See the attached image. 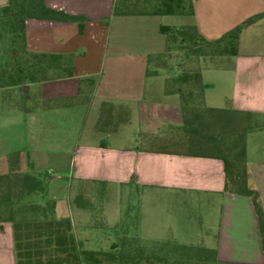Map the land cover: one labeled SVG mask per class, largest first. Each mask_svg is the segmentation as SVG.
<instances>
[{"label":"crops","instance_id":"crops-1","mask_svg":"<svg viewBox=\"0 0 264 264\" xmlns=\"http://www.w3.org/2000/svg\"><path fill=\"white\" fill-rule=\"evenodd\" d=\"M43 1L84 19L23 20L25 50L56 57L44 66L48 79L0 87V158L18 155L20 167L29 170L68 168L77 184L134 186L174 194L182 201L198 197L204 208L203 236L191 246L214 249L218 262L263 264L250 199L225 192L222 161L193 153L187 143L172 80L181 71L179 55L166 54L160 26L193 24L211 41L246 22L235 55L199 58L198 66L206 85L205 107L237 118L250 113L251 128L244 136L247 172L264 205V0H190L191 14L141 9L167 0H120L118 14L113 13L115 0ZM7 3L0 0V8ZM170 15L179 20L163 22ZM101 134L111 140H101ZM150 215L147 221L138 212L131 235L139 238L142 224L155 227L153 217L162 214L152 210ZM176 215L181 220L184 212ZM167 221L177 225L179 220ZM70 222L83 248L91 236L76 234ZM0 264H14L10 222H0Z\"/></svg>","mask_w":264,"mask_h":264},{"label":"trees","instance_id":"trees-1","mask_svg":"<svg viewBox=\"0 0 264 264\" xmlns=\"http://www.w3.org/2000/svg\"><path fill=\"white\" fill-rule=\"evenodd\" d=\"M150 4L155 6V13L191 14L190 0ZM121 10L120 0H115L113 13L118 14ZM25 18L78 23L84 19L49 8L43 0H8L7 5L0 8V36L8 35L4 39V51L9 54L0 66V87L41 81L50 76L44 66L56 55L25 50L22 27ZM245 23L232 27L211 41L203 39L193 24L161 25L160 31L165 35L166 54L175 52L181 64L186 58L235 55L238 33ZM65 74L69 75L70 72ZM172 80L180 96L181 129L190 149L202 156L219 158L223 163V190L250 199L257 218L264 264V205L250 182L245 157L244 136L251 128L248 122L250 113H242L243 116L237 118L226 110L205 107L202 93L206 85L200 80L199 66L195 69L182 68ZM3 187L14 190L9 201L0 202V213H5L3 217L0 215V222L8 221L11 224L14 264H235L218 262L215 250L205 247L174 241H150L145 245L134 235L128 236L125 230L119 231L122 235L118 237V243L111 244L108 250L83 249L72 233L70 219L67 216H53L52 200L40 204L29 199L34 194H45L46 175L2 172L0 196ZM169 244L173 245V257L162 254ZM146 247L155 251L146 252Z\"/></svg>","mask_w":264,"mask_h":264},{"label":"rangeland","instance_id":"rangeland-1","mask_svg":"<svg viewBox=\"0 0 264 264\" xmlns=\"http://www.w3.org/2000/svg\"><path fill=\"white\" fill-rule=\"evenodd\" d=\"M159 5V4H158ZM155 6L148 3L143 5L142 10L150 11ZM179 20V16L170 15L163 17V22L175 24ZM1 63L5 60L4 55V39H0ZM176 53L173 52V55ZM199 58H186L181 62V69L198 68ZM217 59V58H216ZM217 62V60H214ZM172 57L171 63H174ZM172 70V69H171ZM103 141H110L111 138L101 134L98 136ZM113 138V136H112ZM15 164V166H14ZM22 164L18 155L8 157V159L0 158V173L11 171L12 174H21L24 172L35 173L40 176L46 175V192L43 196L39 194L32 195L29 199L34 203L42 204L45 200L54 202V217L68 216L74 225L76 234L87 233L91 236V240L83 246L84 249L108 250L110 243H118L117 232H125L131 235L136 226V216L141 212L143 219L150 221L152 216L150 211H159L162 215L153 217L152 222L144 223L138 230V237L141 243L148 245L150 240H171L180 244L196 245L203 236L202 229V210L203 203L198 197H192L190 200L182 201L176 195L160 192H147L134 186H115L110 184H77L72 177L71 170L67 169H33L29 170ZM62 172L66 173L67 178L62 177ZM82 183V182H81ZM12 188L3 187L0 202H7L13 195ZM149 196V197H148ZM45 204V203H44ZM82 206V207H81ZM179 211L184 212V216L180 220V216L176 215ZM3 217L5 213H0ZM79 215H81L79 217ZM121 219L116 227V222ZM169 219L179 220L177 225L167 221ZM165 220V221H164ZM8 222V221H1ZM169 223V227L166 224ZM154 227V228H152ZM117 229V231H116ZM149 229V230H148ZM156 229V230H151ZM168 241V243H172ZM172 246L169 244L162 250V254L166 257H173ZM82 248V247H81ZM146 252L155 249L150 247L144 248ZM172 259V258H171ZM173 261L169 262L172 263Z\"/></svg>","mask_w":264,"mask_h":264}]
</instances>
